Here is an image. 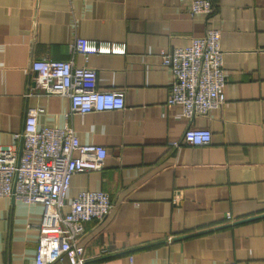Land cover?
Segmentation results:
<instances>
[{"label":"crops","instance_id":"obj_1","mask_svg":"<svg viewBox=\"0 0 264 264\" xmlns=\"http://www.w3.org/2000/svg\"><path fill=\"white\" fill-rule=\"evenodd\" d=\"M191 2L0 0V145L23 131L30 108H44L40 126L69 125L108 152L68 192L112 198L104 221L86 223V264H264V0H213L210 19L191 16ZM209 27L222 32L226 102L190 119L167 104L173 76L161 53ZM78 37L125 50L86 59L72 49ZM41 58L96 69L99 88L122 90L126 108L71 114L68 96L33 86ZM189 127L209 128L212 142L184 143ZM43 212L0 197V264H35Z\"/></svg>","mask_w":264,"mask_h":264},{"label":"built area","instance_id":"obj_2","mask_svg":"<svg viewBox=\"0 0 264 264\" xmlns=\"http://www.w3.org/2000/svg\"><path fill=\"white\" fill-rule=\"evenodd\" d=\"M189 12L210 19L215 5L213 0H192ZM221 38L220 29L209 27L203 36L193 37L189 45L161 53L163 66L173 76L167 104L181 106L190 119L226 102L227 72ZM72 49L86 59L92 54L125 50L83 37L75 40ZM31 73L34 87L70 98L71 114L126 108L124 92L99 88L98 72L92 67L77 66L73 60L41 58L33 60ZM42 111L44 108H30L23 131L14 134L10 144L0 145V197L44 205L35 264H86L85 246L80 243L86 223L104 221L113 202L110 193L101 189L82 190L70 200L68 192L76 173L102 170L108 152L103 145L81 143L69 125L40 126L38 113ZM182 141L208 145L212 132L205 127H189ZM129 264H135L133 256Z\"/></svg>","mask_w":264,"mask_h":264}]
</instances>
